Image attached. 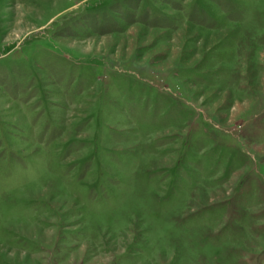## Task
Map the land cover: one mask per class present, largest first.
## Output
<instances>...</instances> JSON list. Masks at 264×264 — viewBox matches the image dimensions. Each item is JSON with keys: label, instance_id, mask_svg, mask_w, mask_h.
<instances>
[{"label": "rangeland", "instance_id": "1", "mask_svg": "<svg viewBox=\"0 0 264 264\" xmlns=\"http://www.w3.org/2000/svg\"><path fill=\"white\" fill-rule=\"evenodd\" d=\"M0 264H264V0H0Z\"/></svg>", "mask_w": 264, "mask_h": 264}]
</instances>
